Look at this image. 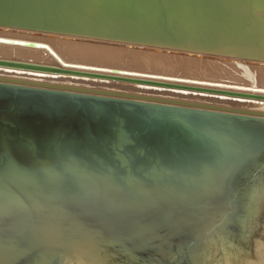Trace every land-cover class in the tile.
I'll return each mask as SVG.
<instances>
[{
	"label": "water",
	"instance_id": "obj_1",
	"mask_svg": "<svg viewBox=\"0 0 264 264\" xmlns=\"http://www.w3.org/2000/svg\"><path fill=\"white\" fill-rule=\"evenodd\" d=\"M0 29L264 63V0H0ZM0 42L49 60L0 57V68L65 79L0 72V264H64L74 245L96 264H192L212 205L197 195L214 185L223 200H250L262 187L264 112L132 88L264 101L257 77Z\"/></svg>",
	"mask_w": 264,
	"mask_h": 264
},
{
	"label": "bare ground",
	"instance_id": "obj_2",
	"mask_svg": "<svg viewBox=\"0 0 264 264\" xmlns=\"http://www.w3.org/2000/svg\"><path fill=\"white\" fill-rule=\"evenodd\" d=\"M0 37L12 38V39H17V40L21 39V40H26V41L40 42V43L46 44L55 53H60V54L62 53L65 56L78 57V58H81V59H96V58L99 59V58H101L102 60L104 59V60H108V61L119 62L121 59H123L125 57L129 58V55H132V56L136 57L137 54L134 55V52H136V50H138V49H136V50L132 49L131 47H123V48H121L120 45L117 46V47L108 49L104 45H99V44L95 45V44H93V47H97L99 49L98 51L91 50V52L90 51L89 52H84L85 48H87V47H84L82 45L78 46V45H75V44L74 45H70V44L66 43L65 40H63L61 38V36L50 35V34L32 33V32H28V31H22V30L19 31V30H13V29H3V30L0 29ZM65 38L74 39L76 41H81V42H83V41H92V40H88V39L87 40H85V39L81 40V39H77V38H73V37H65ZM93 42H101V41H93ZM101 43H107V42H101ZM107 44H114V43H107ZM121 45H126V44H121ZM85 46H87V45H85ZM0 51L13 52V53H10V54H14L15 53V54H17L18 56H21V57H26L28 55H31V56L35 57V56L42 55L43 52H47L48 53V50H46L44 48H34V47L23 46V45H14V44H9V43H4V42H0ZM109 52H111L110 55H112V57L108 58L107 56H108ZM138 52H139V50H138ZM177 53H179V52H177ZM138 54L140 55V53H138ZM143 55H145V54H143ZM153 55L156 56V53H154ZM158 55H160V54H158ZM175 55H176V53H175ZM141 56H142V54H141ZM183 56H186V55H183ZM189 56H191V55H189ZM159 57H157V59ZM198 57H202V56H198ZM171 58H172V56H171ZM166 59H164V60H166ZM153 60H154V57H153ZM167 60H168V64H170L169 63V59H167ZM194 60H196V58ZM216 60H219V58L216 59ZM175 61H176V59H175ZM143 62H144V60H143ZM185 62H184V64H185ZM193 62L195 64V61H193ZM239 62H238V64H239ZM133 63L134 64H138V65H142V66H157V67H162V68H166V69H169V70L176 69V68H172V67L167 66V65L166 66H161V65H164V64H161V65L160 64H158V65L156 64V65H154V64H150L151 62L149 64L146 63V62L139 63V62L136 61V59H135V61ZM197 63H198V61H197ZM202 63L199 62L198 65L201 64L200 68H198L199 67L198 66L197 67L198 69L195 68L192 71H191V69L188 70L186 65L185 66H186L187 69H185V68H182V69H185L187 72L189 71L191 73H201V72H204V71H211V72L212 71H216V70H212L210 67H207L206 65H204L206 67H203ZM209 63H210V61H209ZM187 64H188V62H187ZM189 64L191 65V63H189ZM241 65H239V68L242 67ZM263 65L264 64H262V66ZM177 68H180V67H177ZM192 68H194V67H192ZM242 68H241L242 69V73L243 72L246 73V74L249 73V70H248V72H246L247 69L244 66ZM208 69H210V70H208ZM259 70H258L259 73H260V74L258 73L259 76L256 73L252 74V72H251L252 75L250 77L249 76H247V77H249V78L257 77L259 82L264 83V67H262ZM0 72H3L5 74L6 73H8V74H16V75H20V76H35L36 78H44V79H49V80H65L63 78V75H58V74H46V73H37V72H23V71L17 70V69H4V68H0ZM72 78H73V80L80 81L79 80L80 78H78V77H72ZM85 80L86 79L84 78V81ZM85 82H88V83L91 82L93 84L103 85L102 82H105V81H101V80L88 81V80H86ZM105 85L108 86L110 84H108V85L105 84ZM132 88H134V90H136V91H142V92H150V93H157L158 92V93H163V94H166V95H173V96L176 95V96H179V97L180 96L195 97L196 99H213V100H215L217 102H223L225 104L235 105L236 107H241V108H245V109H250V110H256V111L264 112V101L245 100V99H242V98H228V97H225V96H213V95L194 93V92L190 93V92L185 91V90L162 89V88H159V87L148 86V85H139V84L132 85ZM261 185H262V187L258 186L257 189H252L250 191V195L253 197V205H251L252 206V209H251L252 211L250 210L251 213H249L248 218L245 221L246 222L245 225L247 224L246 229H245L246 234L251 233V230L252 229H256V228L259 229L258 233H256L257 232V230H256L255 234L253 233L252 236L250 235L251 237H249L246 240L248 244H247V246L245 248H240V249L237 248L238 250L233 252V253H231V254H228V253H225V252L222 251L221 246L223 244L219 245V243H218L219 242V237L217 236L216 233H214V232L207 233V237H206L207 239L205 238L207 241H206V243H204L205 244L204 245L205 248H204L203 253H202L203 255L200 258L197 259V264L198 263L199 264H207L206 262H208V261L210 262V264H264V180L262 181ZM214 189H215V186L214 185H210L208 187V189H207V193L205 191H203L200 195H197V196H200V198H203V201L207 205L209 203V199H211L210 197L215 195V193L213 194ZM248 202L249 201H247L246 203H248ZM248 209H250V208H248ZM190 211L192 212V216L190 217V220H191L192 217L195 216V213L192 210H190ZM214 214L215 213L213 212V215ZM220 215H222V214H220ZM258 216H261L262 218L261 219L259 218V221H255L254 218H256ZM210 218H208L206 220V222H207L206 223V225H207L206 228H210L209 225L212 222V220ZM218 218H219V216H218ZM212 219H214V217ZM225 220H227V217H226ZM191 221H193V220H191ZM198 221H199V219H198ZM254 221L256 223H254ZM214 224H215V222H214ZM196 226H197V224H196ZM223 228H225V226ZM218 231H219V229H218ZM222 233H224V232H222ZM226 235H228V234H226ZM221 239H223V238H221ZM201 240H202V236H200L198 241L200 242ZM224 243H225V241H224ZM202 244H203V242H202ZM230 248H233V247H230ZM73 251L75 252L74 253L75 254L74 258L72 256L66 257L65 260H67V262H65L64 264H96L93 261H91V257L90 256H87L86 253H88L90 255V253H89L90 249L87 246H81L80 247V245H78V246L74 245ZM77 253H78V255H77ZM78 256H81V257H78ZM94 259L97 260L96 258H94ZM98 261H99L98 264H102V262L99 259H98Z\"/></svg>",
	"mask_w": 264,
	"mask_h": 264
},
{
	"label": "rangeland",
	"instance_id": "obj_3",
	"mask_svg": "<svg viewBox=\"0 0 264 264\" xmlns=\"http://www.w3.org/2000/svg\"><path fill=\"white\" fill-rule=\"evenodd\" d=\"M61 38L63 40H65V42L68 43V44H70V45H74L75 44V45H78V46H81L82 45L84 47H87V48H85V51L84 52H89V51L91 52V50L98 51L99 49L97 47H93V44H95V45H98V44L99 45H104L108 49L109 48H114V47H117V46L120 45L121 48H123V47H131L132 49H135V50L138 49L139 50V52H138V50H136V52L133 51L134 52V55L137 54L136 57H134L132 55H129V58L125 57V58L121 59L119 62H115V61L113 62V61H108V60H104V59L102 60L101 58H99V59H97V58L96 59H90V61L105 62L107 64H116V65H120V64H123V63H132V64H134L133 62L136 59V61L139 62V63L146 62V63L149 64L151 62L150 64H154V65H156V64L157 65L158 64H160V65L161 64H164V65H161V66H166L167 65V66H170L172 68H176V69L172 70L173 73L191 74V73H188L189 71L187 72L185 69L188 68V70L191 69V71H192L195 68H197L198 66H199L198 68H200V65L201 64L198 65L199 62L200 63L203 62L202 63V66L203 67H206L207 66V67H210L212 70H216V71H212V72L211 71H204V72L198 73L199 76H204V77H208V78L227 77L228 76L227 75L228 72L235 74V73H237V72H235V70L242 71V69H243L242 67L243 66L247 69L246 72H248V70H249V73L246 74V73L243 72V74L250 77L252 74H255V73L258 75V73L260 71L259 69H261L262 67H264V65L262 66V64H264L262 62L240 61L241 62L240 63L239 61H234V60L233 61L232 60H226V59L216 60L218 58H209V57H204V56L198 57L197 55L186 54V53H177V52H172V51H170V52L169 51H166L165 52L164 50L155 49V48L135 47V46H131V45L129 46V45H121V44H107V43L93 42V41H83V42H81V41H76L74 39H69V38L67 39L65 37H61ZM85 45H87V46H85ZM10 53H13V52H3V51H0V57L2 56V57H5V58L32 60V61H36V62H46V63H49V60L47 58H45L43 55H39V56H35V57H33L31 55H28L26 57H21V56H18L17 54H15V53L14 54H10ZM138 53H140V55ZM154 53H156V56L153 55ZM175 53H176V55H175ZM110 54H111V52L108 53V56H107L108 58L109 57H112V55H110ZM141 54H142V56H141ZM143 54H145L146 56L143 55ZM158 54H160V55H158ZM183 55H186V56H183ZM189 55H191V56H189ZM171 56H172V58H171ZM153 57H154V60H153ZM157 57H159L158 58L159 60L157 59ZM75 58H78V57H75ZM166 58L169 59V63L171 65L168 64V60ZM195 58H196V60H194ZM164 59H166V60H164ZM175 59H176V61H175ZM143 60H144V62H143ZM193 61H195V64H194ZM197 61H198V63H197ZM209 61H210V63H209ZM184 62H185V64H184ZM187 62H188V64H187ZM238 62H239V64H238ZM189 63H191V65ZM185 65L187 66V68H186ZM204 65H206V66H204ZM239 65H241L242 67L239 68ZM191 66L194 67V68H192ZM152 67L153 68L160 69V67H156V66H152ZM177 67H180V68H177ZM182 68H185V69H182ZM208 70H210V69H208ZM251 72H252V74H251ZM120 85H123V84H120ZM123 86H127V85H123ZM217 189H218V187L217 188L215 187L213 194L215 193V191L217 192ZM249 194H250V191H249ZM210 198L211 199H209V200L210 201L212 200V205H211L209 211L211 213V219L213 217H214V219H212V222L209 225L210 228H206L207 225H206L205 228L202 227L201 225L200 226H195V228H194L196 231L201 229L200 232H201L202 240L200 242L199 241L197 242V240H195L194 243H193L194 244V247H192V248H194L195 252L193 253V256L191 257L192 264H197V259L200 258L201 255H203L202 253H203V250L205 248L204 247V245H205L204 243H206V241H207L206 240L207 239L206 238L207 237V233H210V232L211 233L212 232L216 233L217 236L219 237V242H218L219 245H222L223 244L222 245L223 247L221 246L222 251L225 252V253L231 254V253L237 251L240 248H245L247 246V244H248L246 240L249 237H251L253 233L255 234L256 230H257L256 233H258V231H259V229L256 228V229H252L251 230V233H249V234H246V232H245V229H246V226H247V224L245 225V223H246L245 221L247 220L249 213H251V211H252L251 210L252 209V206L251 205H253V200H251L252 197H251L250 200H248L246 197H241L240 199H237V200L234 199V201H230L228 199L227 200L226 199L223 200V199H221L220 196H218V197L211 196ZM247 201H249V202L246 203ZM248 208H250V209H248ZM213 212L215 213L214 215H213ZM220 214H222L223 216L220 215ZM218 216H219V218H218ZM226 217H227V220H225ZM235 218L237 220L239 219V221H240L239 222V226L236 227V228L233 226V223H232L233 221H235ZM259 218L261 219L262 217L261 216H258L256 218H254V220L255 221H259ZM255 221H254V223H256ZM214 222H215V224H214ZM222 226L223 227L225 226V228H223ZM218 229H219V231H218ZM221 231L224 232L225 234L222 233ZM197 234H200V233H197ZM226 234H228V235H226ZM195 235H196V233H195ZM220 237L223 238V239H221ZM198 240H199V238H198ZM224 241H225V243H224ZM202 242H203V244H202ZM230 247H233V248H230ZM208 262H206V263L207 264H210V262L209 263Z\"/></svg>",
	"mask_w": 264,
	"mask_h": 264
}]
</instances>
